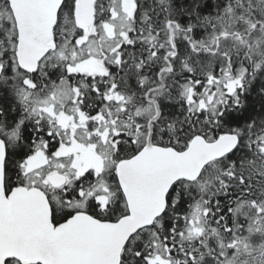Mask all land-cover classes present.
Segmentation results:
<instances>
[{"label":"snow or ice","instance_id":"snow-or-ice-1","mask_svg":"<svg viewBox=\"0 0 264 264\" xmlns=\"http://www.w3.org/2000/svg\"><path fill=\"white\" fill-rule=\"evenodd\" d=\"M0 264H264V0H0Z\"/></svg>","mask_w":264,"mask_h":264}]
</instances>
